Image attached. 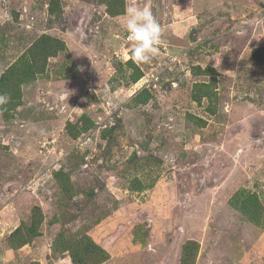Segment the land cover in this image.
Returning <instances> with one entry per match:
<instances>
[{
    "label": "rangeland",
    "instance_id": "1",
    "mask_svg": "<svg viewBox=\"0 0 264 264\" xmlns=\"http://www.w3.org/2000/svg\"><path fill=\"white\" fill-rule=\"evenodd\" d=\"M58 1L57 15L51 0H0V76L41 36L62 43L8 119L0 107V264H72L52 253L60 232L89 236L101 264H179L188 240L195 264H264V0ZM129 7L162 26L149 63L129 58ZM213 82L210 104L192 100ZM134 177L152 188L131 192ZM238 190L257 195L259 226L230 205ZM36 208L40 235L12 249Z\"/></svg>",
    "mask_w": 264,
    "mask_h": 264
},
{
    "label": "trees",
    "instance_id": "2",
    "mask_svg": "<svg viewBox=\"0 0 264 264\" xmlns=\"http://www.w3.org/2000/svg\"><path fill=\"white\" fill-rule=\"evenodd\" d=\"M50 3L51 13L57 15L60 14V8L55 7L58 6L59 1L51 0ZM61 49L62 43L60 41L47 36H41L38 41L31 45L30 56L27 58V61L24 60L26 57H21L19 60L20 63H14L12 67L2 73L0 76V95L8 94L11 97L10 102L1 107L3 118L8 119L9 106L13 109L19 106V87L26 82L28 83L33 81L36 74H43L45 72L47 59L54 56L56 52ZM255 51H257V49H255ZM254 57L257 61H264V57H262L260 53L254 54ZM210 71L214 72L212 69H210ZM141 78V72L137 67H134V72L131 77L132 83L138 82ZM11 82L14 83L11 84ZM213 86H215L214 82L212 83V86H209L210 88L206 84L195 83L192 91V100L200 104L203 99H206L208 104H210L214 96H216L212 95L214 89ZM150 97H152V95L144 90L134 97V103L145 104L149 101ZM208 110L211 114H214L215 112L212 108H208ZM191 118L192 117H190V119ZM87 129H89V127L82 128L81 131H78L75 135H73V138H77L81 132L83 133ZM56 175L57 179H59L65 189L64 192L70 191V189H67L68 185H71L69 178L66 179L62 174ZM151 188L152 186L148 182L146 183L141 181L139 177H134V180L128 185V189L135 193H141L143 191L150 190ZM229 203L231 206L236 208L246 221L259 226L261 209L257 195L246 193L245 190H238L232 196V200H230ZM42 221L40 209L36 208L32 215L30 225L18 227L10 234L8 237L10 247L12 249H17L28 244L34 238L39 236V227L42 224ZM24 230L26 232L22 234ZM198 249L199 245L196 241H186L181 248L179 264H195ZM52 253L54 256L59 253H68L72 264H101L108 258L105 250L97 245L89 236L83 235L75 240H65L61 232L54 240Z\"/></svg>",
    "mask_w": 264,
    "mask_h": 264
},
{
    "label": "clouds",
    "instance_id": "3",
    "mask_svg": "<svg viewBox=\"0 0 264 264\" xmlns=\"http://www.w3.org/2000/svg\"><path fill=\"white\" fill-rule=\"evenodd\" d=\"M124 19L126 39L132 42L129 58L134 63H149L159 52L157 46L163 31L161 24L149 7H129ZM8 99L0 95V107L6 105Z\"/></svg>",
    "mask_w": 264,
    "mask_h": 264
}]
</instances>
